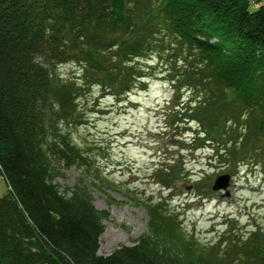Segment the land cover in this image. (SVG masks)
Returning <instances> with one entry per match:
<instances>
[{"label": "trees", "instance_id": "1", "mask_svg": "<svg viewBox=\"0 0 264 264\" xmlns=\"http://www.w3.org/2000/svg\"><path fill=\"white\" fill-rule=\"evenodd\" d=\"M112 1L0 0V174L8 185L0 264H231L234 252L235 264H264V230L217 253L161 202L150 206L149 233L101 255L107 213L87 187L66 196L52 182L62 163L87 160L63 128L82 116L78 96L100 86L121 97L140 83L164 24L202 55L188 81L204 98L186 95L177 105L197 123L194 147L217 143L211 149L229 173L248 158L264 165V0H136L133 8L122 0L121 15ZM69 62L80 65L79 77L61 76ZM179 163L165 167L162 180L172 170L177 176Z\"/></svg>", "mask_w": 264, "mask_h": 264}, {"label": "rangeland", "instance_id": "2", "mask_svg": "<svg viewBox=\"0 0 264 264\" xmlns=\"http://www.w3.org/2000/svg\"><path fill=\"white\" fill-rule=\"evenodd\" d=\"M135 3L127 0L126 5L133 8ZM112 7L121 15L123 1L113 0ZM170 27L164 24L157 29L151 56L144 57L147 63L141 62L144 78L130 90V100L113 91L102 98L106 90L88 87L77 98L81 118L63 123L87 160L80 166L62 163L61 172L52 176V182L66 196L80 185L87 187L92 204L107 213L100 239L101 255L110 254L122 244H133L149 233L150 206L154 202L177 212L182 228L217 253L228 248L232 240H245L253 230H264L262 159L248 158L229 173V166L212 157L213 151L204 148L205 144L197 151L190 149L194 140L188 132L189 124L197 129V123L186 120L185 112L175 110L174 105L181 91L188 96L202 92L194 81H188L191 70L200 66L202 55ZM80 68L77 62H69L61 65L59 72L65 79L77 78L82 74ZM204 94H200L201 99ZM159 105L166 106V112H160ZM209 145L218 147L217 143ZM173 161L180 162V173L176 176L172 170L167 180H162L167 174L162 177L159 173L166 172L165 167ZM253 161L259 165L254 173ZM256 171L262 175L257 176ZM226 173L231 174L228 186L215 190L216 180ZM200 179L198 188L194 183ZM7 191L6 179L0 174V196ZM240 249L243 253L248 250L243 246ZM240 255L234 252L229 262L237 263Z\"/></svg>", "mask_w": 264, "mask_h": 264}, {"label": "water", "instance_id": "3", "mask_svg": "<svg viewBox=\"0 0 264 264\" xmlns=\"http://www.w3.org/2000/svg\"><path fill=\"white\" fill-rule=\"evenodd\" d=\"M220 179H221V182L220 183ZM229 179H230V175L227 174L225 175V177H222V178H218L215 182V185L213 186L215 190L217 189H220V188H226L229 184Z\"/></svg>", "mask_w": 264, "mask_h": 264}]
</instances>
